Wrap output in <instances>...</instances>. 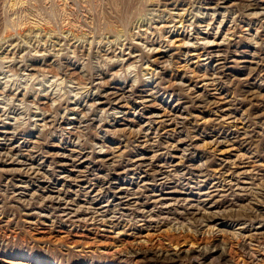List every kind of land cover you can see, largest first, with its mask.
Listing matches in <instances>:
<instances>
[{
	"label": "rangeland",
	"instance_id": "obj_1",
	"mask_svg": "<svg viewBox=\"0 0 264 264\" xmlns=\"http://www.w3.org/2000/svg\"><path fill=\"white\" fill-rule=\"evenodd\" d=\"M119 8L0 0V264H264V0Z\"/></svg>",
	"mask_w": 264,
	"mask_h": 264
},
{
	"label": "bare ground",
	"instance_id": "obj_2",
	"mask_svg": "<svg viewBox=\"0 0 264 264\" xmlns=\"http://www.w3.org/2000/svg\"><path fill=\"white\" fill-rule=\"evenodd\" d=\"M118 2L120 4V8L118 9V13H119L118 16L121 20L124 21L127 19L128 15H129V11H130L133 3L135 2V0H117V3Z\"/></svg>",
	"mask_w": 264,
	"mask_h": 264
}]
</instances>
